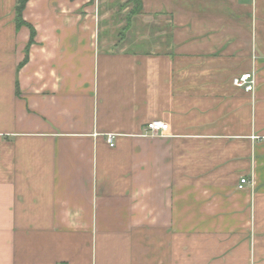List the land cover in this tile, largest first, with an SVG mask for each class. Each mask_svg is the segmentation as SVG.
Wrapping results in <instances>:
<instances>
[{
    "label": "crops",
    "instance_id": "1",
    "mask_svg": "<svg viewBox=\"0 0 264 264\" xmlns=\"http://www.w3.org/2000/svg\"><path fill=\"white\" fill-rule=\"evenodd\" d=\"M16 4L0 264H264V0H29L22 26ZM118 7L150 27L103 39Z\"/></svg>",
    "mask_w": 264,
    "mask_h": 264
},
{
    "label": "rangeland",
    "instance_id": "2",
    "mask_svg": "<svg viewBox=\"0 0 264 264\" xmlns=\"http://www.w3.org/2000/svg\"><path fill=\"white\" fill-rule=\"evenodd\" d=\"M128 3L130 2L120 5V8L125 7L126 5H128ZM120 8L118 7L111 10L113 13L110 14L106 19L109 22V30L105 32L102 31L101 37L103 39L117 41L124 39L127 36L128 38L130 37L132 39H135L139 28L150 27L151 24L148 25L147 23H145V21H143V19H141L140 21L136 20L133 23L128 16L127 20V15H123V13H120ZM128 26L130 29H132V31H128Z\"/></svg>",
    "mask_w": 264,
    "mask_h": 264
},
{
    "label": "built area",
    "instance_id": "3",
    "mask_svg": "<svg viewBox=\"0 0 264 264\" xmlns=\"http://www.w3.org/2000/svg\"><path fill=\"white\" fill-rule=\"evenodd\" d=\"M233 85L236 88L242 89L248 93H252L255 89V76L252 72L237 76L233 79ZM168 130H169V126L164 122H150L146 126L144 135L151 137L164 136L168 132ZM108 144L111 147L115 146L113 136H108ZM248 183H249L248 180L246 178H243L240 180V184L238 188L244 189V187Z\"/></svg>",
    "mask_w": 264,
    "mask_h": 264
},
{
    "label": "trees",
    "instance_id": "4",
    "mask_svg": "<svg viewBox=\"0 0 264 264\" xmlns=\"http://www.w3.org/2000/svg\"><path fill=\"white\" fill-rule=\"evenodd\" d=\"M29 0H17L16 4V23L18 26L26 25L24 19H23V13L26 8V5ZM140 5V1H138ZM32 29V28H31ZM32 36H34V30L32 29ZM32 42H33V37H32ZM28 57H26L25 60H27Z\"/></svg>",
    "mask_w": 264,
    "mask_h": 264
}]
</instances>
